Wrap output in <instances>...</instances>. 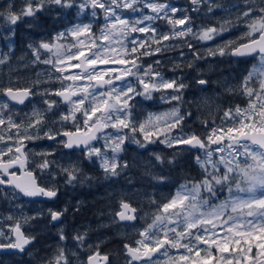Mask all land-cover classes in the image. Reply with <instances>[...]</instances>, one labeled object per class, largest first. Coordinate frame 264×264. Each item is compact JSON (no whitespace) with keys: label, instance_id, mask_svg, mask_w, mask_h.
<instances>
[{"label":"snow or ice","instance_id":"snow-or-ice-1","mask_svg":"<svg viewBox=\"0 0 264 264\" xmlns=\"http://www.w3.org/2000/svg\"><path fill=\"white\" fill-rule=\"evenodd\" d=\"M49 5H56L62 8H71L78 6L82 11H84L89 5L95 9L99 7L103 9L106 13V20L114 16L115 20L112 23L106 25L105 29L101 30V36L96 38L93 36L90 42H86L85 40H77V44L85 45V47L80 48L76 52H72L71 49L76 47L73 45H64V44H51L48 42H41L40 48L47 50L52 53L56 59H44L41 61L39 49L33 48V55L36 57L37 61H40L44 64H51L56 72H61L65 70L64 67H58L57 65H68L65 64V60H80L79 64L71 65V67L80 68L82 65L90 66L85 67L81 73H77L75 75L64 76L63 79L66 80H87L89 82L95 81L96 83L93 85L91 83L85 84L83 88L81 86L73 84L68 87H64L60 90H56L54 92H49L47 94H54L57 96H62L63 99L75 105L72 109V113L75 111H80L81 106L85 105V101H89L87 107L83 108L84 115L86 117L84 121L85 127L88 129V132L84 134L83 137L78 135L80 129L77 128V132L73 133L70 131H64L63 136L67 137L66 141H58L62 143L65 148L71 149L73 147H80L81 144L84 145V151L87 153L88 158H91L92 155H96L101 159V168L105 171V173L116 176L119 175L117 171L118 165L115 162L116 156L115 153L122 151V145L125 143V135H120L119 133L115 137L117 143H114L112 146V152L114 153L111 159L102 156L101 150L94 146L90 145V141L96 140L97 137L96 132L101 131L106 127L112 128H131L132 132L136 131V127L129 122V117L131 115L132 101L136 96H144L145 99H151V92L159 90L161 88L164 89H173L174 92L179 93L181 89L185 88L186 85L182 82H177L176 80H164L160 77V73L152 72V66L149 65L147 69L144 71V76H152L153 81H147L140 75L141 65L137 62L140 56L144 55H152L154 52L144 51L138 53V48H144V41H137L136 39H132L131 49L127 47L125 44V40L128 39L130 33L141 32L146 33L150 30L149 27H137L136 25L142 24L144 21H151L155 19H167L170 24L174 25H184L185 21L188 17H181L179 19H171L168 17L169 11L175 13L177 8L166 5V4H157L151 3L149 0H111L113 5L120 8H129L132 12H140L141 9L136 7V5L143 3L145 8L151 10V12L155 13V16L152 15H142V18H138L134 21H129L127 19L122 18L119 14L115 12V10L111 7H106L104 0H84L83 3L76 5L75 0H46ZM203 0H191L193 5H199ZM45 0H39V3L33 6L30 2L27 4L22 10V13H15L9 9L8 12V20L12 25H15L17 21L20 19L21 15L27 17H33L35 12L41 11L44 7ZM198 10L197 8L193 9ZM254 9L246 10L243 15L245 18H251ZM260 17L259 20L249 25L250 31L246 33V37L248 38L247 43H243L238 45L237 47L231 49V54L234 56H243L251 53H258L259 59L261 62V66L264 67V6L259 8ZM162 13V15H161ZM94 16L95 12L92 13ZM119 25L120 27H117ZM11 30V29H10ZM154 33L153 42L159 44L160 39H158L155 35L156 30L151 29ZM92 32V28L90 24H77L75 27L67 30L66 33H59L55 37L57 41L64 38L66 35H71L74 39L81 36H89ZM259 32L258 38L254 35V33ZM186 33H191L196 36L199 40L207 41L213 39V36L219 34L217 29L215 28H207L202 31L200 34L192 33V29L184 28L179 32H174L172 36H184ZM113 37H123V39H113ZM171 38L170 35H163V40H169ZM97 39L101 41V43H97ZM104 41H108L107 44H104ZM231 43V42H230ZM113 44L118 45L119 47H113ZM31 47V45H30ZM161 48L157 47L155 52H160ZM220 55H227L228 52L225 48L218 49ZM87 53V54H86ZM107 53H116L115 59L106 58ZM138 53V54H137ZM211 54H215V51H211ZM83 57V60H81ZM199 58V57H197ZM7 56L0 58V64H3ZM106 64V63H116L121 65H131V67H125L123 70L118 69H102L97 70V64ZM158 64L159 61H156ZM135 69V71H133ZM119 71L120 74L116 75L114 78L111 76V73ZM264 74V73H262ZM253 73H249L244 80V90L245 92L251 96L253 94V90L248 88V82L251 79ZM125 76H137L139 84L143 88V92L139 91L135 86L131 83H122L119 87L114 84V80H123ZM107 77V78H105ZM157 77H160L158 80ZM200 85H204L207 83L206 80L200 79L198 80ZM108 87L105 88L104 86ZM91 89V90H90ZM97 89H104L103 91H98ZM260 89L264 92V80L260 81ZM3 91L11 100L16 101L20 104H23L25 99L34 93L31 92L30 89H23L14 91L12 88L0 89ZM83 93V97L79 100L73 101L71 99L72 96H76L80 93ZM165 99L171 100H181L180 95H171L170 97H165ZM44 103L48 105L49 110L56 104V101H49L47 99L44 100ZM8 105L6 103H0V111L3 109H7ZM101 113L100 116L96 117L93 120V117L96 116V113ZM236 112L240 114L242 119L233 120V125L228 127L225 131L223 128L213 127L211 129V134L207 137L208 144H222V141L227 138L229 140L228 144V157L221 156L220 162L224 164L226 171L222 175H217L216 171L212 173H208L205 178L197 184H194L190 191H186V186H181V189L177 191L175 197H173L168 203H164L160 211L163 213H169L170 209H175L177 206H180L182 209L179 212H173L171 215H156L152 224L148 225V228L140 232V236L143 237V240L138 241L141 245H143L145 252L143 254L139 253V249H133L125 244V248L128 250L130 254H132L133 260L141 259L143 256H146V264H159L158 259L153 260L152 253L161 252L162 249H165L161 252L162 255L167 256L168 253L166 251V246H170L172 248H185L189 252L192 251L194 247L191 243V237L195 235V239L200 243H205L204 236L208 234V229L205 228L204 233H196L192 232V229H197L198 226L210 224L212 228L215 229L217 223L223 225H227V231L233 232L235 230V234L243 239L244 243H249L252 236L257 234V232L261 235H264V123H258L253 120L251 124L247 122L250 119V116H245L240 108L236 109ZM69 114H64L62 119L67 120L70 118ZM113 113H116L115 118L113 117ZM119 113H124L123 116L119 115ZM172 116H175L176 119L170 121L168 124L169 128L176 127L180 121L184 119L183 116L179 115V109H173L171 112ZM33 116H35V120H30L28 127L36 128L37 135L32 136L31 133L26 131V134L21 139H39L40 138V129L37 127L41 125L43 120V113L34 111ZM225 117L232 118V111L229 109L224 113ZM259 117L261 121H264V108H262L259 112ZM91 121V123H89ZM5 121L3 118H0V124H4ZM9 125L11 127L19 128L20 125L14 124L11 119H9ZM236 125H239L237 127ZM95 130V131H93ZM140 130L144 131V125H140ZM90 133V134H89ZM44 136H46L49 140H55L57 135L60 133H53L51 130L44 132ZM152 135V132L149 131L145 135V140L148 142H154L149 140V136ZM112 137H107L106 140H110ZM137 144H140L141 147H144V144H141L140 141H135ZM164 143L168 147H172L174 144H184L189 145L192 148L199 147L200 149H207L208 144L204 143V140L200 137H197L195 134L184 136H172L167 137L164 140L160 141ZM235 146V151L233 148ZM11 151V149H9ZM17 152H20V148H16ZM216 151L223 153L225 151L224 147H218ZM213 156V152L211 150H207V157L211 160ZM242 158V159H241ZM155 159L158 162L163 163L162 157L160 155H156ZM249 160L251 163H249ZM15 163V160H10L7 164H0V168L3 169V175L9 177V179L5 180L3 177H0V185H14L19 192L25 197H47L49 199H53L57 197V190L53 188H45L39 186L35 179H32L29 184L22 185L18 182H14L12 177L15 176V173H11L8 171L10 167ZM172 163V161H169ZM197 163L201 165V167H205L207 162H201L200 157H197ZM50 162L45 160L42 164L39 165L41 168L49 167ZM23 163H21L20 167L23 168ZM127 167V165H125ZM213 169H217V165L215 162H212ZM62 171L66 175V182L71 184L74 180L77 179L76 172L77 169L75 167L71 168H62ZM29 177H31V172L27 173ZM235 185V192L233 190L232 184ZM228 184L229 188V199L224 203L212 207L207 211L202 210V208L207 204V200H200V192L201 190L207 191L210 194L215 195L214 185H225ZM185 201H190L189 204H185ZM121 207L124 210L135 213L136 209L130 208L128 203L122 202ZM231 210V213L236 215H227V219H222L228 210ZM254 209H260L259 213H256ZM247 210V211H245ZM68 209L65 208L64 211L49 209V214L51 216V221L56 222L61 219L64 215V212H67ZM119 219L121 221H132L136 219L135 215H128L125 211H121L117 213ZM251 218V219H248ZM12 219V217H9ZM171 225V226H169ZM155 229L156 231H153ZM13 232L16 234V242L13 243L11 240L7 244L0 243V248H8V249H17L20 252L25 251V245L31 242V237L26 238L22 232L20 231V227L17 224L15 227L11 228ZM157 233H163V235H158ZM172 233L174 235H169ZM3 235V233H0ZM216 233L213 231V236ZM66 237L61 230L60 239L64 240ZM188 238V243H183L182 241ZM75 239L83 243L84 237L77 235ZM152 241V243L146 244L144 241ZM215 242V241H213ZM223 243L225 247L221 248L217 245L219 251L224 252L228 251L227 245L229 243H235L236 245H241V240L232 241L231 238H224ZM259 247L264 249V244H260ZM244 253L246 258L247 253L252 251L251 245L245 250L242 248L237 249ZM212 257L209 255L205 264H208V260ZM107 259V257H105ZM180 260H187L188 257L184 255H180ZM227 264H233L231 259L225 258ZM61 261H64V264H70L65 257L63 250L59 251V254L56 257L55 264H60ZM93 257H88V264H92ZM236 264H242L241 260L238 259Z\"/></svg>","mask_w":264,"mask_h":264},{"label":"flooded vegetation","instance_id":"flooded-vegetation-1","mask_svg":"<svg viewBox=\"0 0 264 264\" xmlns=\"http://www.w3.org/2000/svg\"><path fill=\"white\" fill-rule=\"evenodd\" d=\"M177 1L178 0L171 1V5L177 9H184V14L188 17V22L185 23L183 28L190 27L192 32L197 34V32H202L210 25H218L213 19L209 18V15H207V0H203V2L197 6H193L191 0ZM30 2L35 7V5L39 3V0H30ZM83 2L84 0H75L76 5ZM28 3L29 0H0V58L5 55L7 56L5 62L0 64V89L12 88L14 91L30 89L31 92L34 93L26 98L23 104H20L11 100L3 91H0V103H6L8 105L7 109L0 111V118H3L5 121L4 124H0V147L4 146V143L6 145L10 143L16 145L15 147L10 145L7 150L0 151V164H7L10 160H15V163L8 169V171L15 173V176H19L22 172L17 166L19 159L24 163L23 172L26 174L31 172V178L33 177L32 179H35L39 186L45 188L54 187L57 190V197L53 199L47 197L25 199L14 188L0 185V192H6L8 195H16L19 197V200L26 205V216L20 219V222L23 223V228H20V231L26 238H32L31 242L25 246L24 252H20L19 250L12 252L8 250L0 251V264H55L56 257L60 250H63L65 257L70 261V264H88L89 256L97 257L99 263L102 262V258L107 257V264H113L110 250L103 253L101 251H98L97 253L93 249L86 250V245L91 243L94 244V237L97 231L96 216L91 218L89 216L86 217L87 215L85 213V215L78 214L81 206L79 207V205L76 204V180L69 184L66 182V178L62 177L61 174L63 166L60 162L65 161V159L70 160V165L76 168V158L81 155V152L76 151L75 149L68 150L58 141L67 140V137L62 134L64 131L76 133L77 128H79V135H84L88 132L85 125L81 126L82 121L84 122L86 119L83 109L72 113L70 103L65 102L57 95L47 94L68 87L71 84L66 79H60L61 75L57 74L55 68L51 64H44L36 60V57L32 55L34 40L31 35L23 40L22 43H16L14 36V31L19 24H22L26 30L30 31L34 28L49 31H62L68 28H73L77 24H90L92 31H100L101 29L106 28V25L109 24L111 20L109 18L106 20L105 11L99 7L93 9L89 5V7L81 12L78 6L62 8L54 4L49 5L45 0L43 9L35 12L33 17H28L27 22H23L24 20L20 17L21 20L19 22L17 21L15 25H12L7 18L9 9L11 8L15 13H22V9L27 7ZM104 3L106 7L111 5L110 0H104ZM194 8H197L198 10L194 11ZM90 12H95L97 18L90 19L88 17ZM125 13L128 14V12ZM193 15L196 18H194ZM168 16L171 19H176L177 17H183V14L181 12L177 16L176 11L173 14L169 13ZM232 23L234 24V21ZM162 24L166 25V27H162ZM153 25L158 28V31L167 28V30L170 31L171 38L168 41L159 44L145 43L144 48H138V53L144 51L154 52L152 55L139 57L137 62L141 65L140 75L145 79V76L143 75L144 71L149 65H151L152 72H159L160 77L164 80H176L177 82L184 83L186 87L176 94L173 89L170 90L172 94L181 96V100L179 101L165 98L163 100L162 98L163 101L161 100L162 102H159L155 98L159 94V92L156 91L151 92V99H145L142 95L137 96L138 106L141 110L147 108L154 111L162 107L167 108L170 107V104L173 101V105L175 104L174 106L176 109L182 108L185 112V120L188 122L190 121L189 116L192 114L191 106L193 103L191 104V97L193 96L196 87L213 89L214 87H212V84L208 82V80L213 77L219 79L222 78L224 80V82H221V85L226 86L218 87L217 89L222 92L223 103L224 105H227L236 91L234 81L239 79L240 75L245 73L248 67H250L259 57V55L252 58H233L231 56V49L245 42L230 45L226 48L229 49V51H227L229 52L228 55H220L218 49H209V46L213 47L217 43H206L202 40L198 41V38L193 40L188 34H185L179 39L172 36L171 34L178 29L177 25L165 21H157L153 23ZM230 25L232 26V24ZM1 28H3L2 31L4 32L10 31L11 28L13 29V32L11 33L13 35L9 38L10 41L7 42L5 38L6 35L3 33L1 34ZM11 34H9V36ZM38 41L40 43L42 41L48 42V38L46 35H42ZM157 47L161 48L160 52H155ZM210 50L215 51V54H211ZM40 51L47 54L50 53L42 48H40ZM47 57L48 56L46 55H40L41 61ZM108 57L110 59H115L116 53H110ZM156 61H159V63L157 64ZM73 62L74 64H79L80 60H73ZM208 63L213 64V66L210 68ZM110 64H112V66L98 68L97 70L113 68L123 70L125 67H131L130 65L125 66L116 63ZM80 69L81 68H77V71L76 67H74L70 73H81L82 71ZM119 74L120 72L117 71L111 73V76L114 78ZM160 77L157 78L159 79ZM127 78L128 76H125L123 80H118L114 84L116 86L121 85L126 82ZM200 79L206 80L207 83L200 85L198 83V80ZM147 80H150L149 76L147 77ZM95 83L96 82L94 81V84ZM76 85H78L77 82ZM97 90L103 91L104 89ZM143 91L142 88L141 92ZM224 91L228 93H224ZM82 97L83 95L78 94L72 96L71 99L76 101ZM45 99L56 101L57 103L49 110L48 105L44 103ZM160 103H162V105ZM88 104L89 101H85L84 106L87 107ZM34 111L43 113L44 122L37 126L40 129V138L35 139L33 142V139L21 138L26 134V131L32 135H37L36 128L28 127L30 120H35L36 118L33 116ZM69 113H72L69 119H62L64 114ZM100 115L101 113L97 112L96 116L93 117V120ZM9 119H11L14 124L20 125V127L12 128L9 125ZM89 123H91V121H89ZM49 130L53 133H60V135H57L55 140H49L43 134ZM106 133H108V127L102 129V132L98 134L97 137L100 138ZM99 138L96 140V144L98 143ZM33 145L42 146V153L36 154V158L41 161V164L45 160L49 161V167L41 168L35 165L34 157L31 156ZM137 146L138 145L132 147L127 145V150L132 147V151L138 152L140 155L146 153L143 149L139 150L140 147ZM17 147L20 148V152L16 151ZM9 149H11V151H9ZM129 155L130 154H128V156ZM0 177H3L5 180L9 179V177L3 175L2 168H0ZM93 180V178L89 179L90 182H93ZM65 193L67 194L65 195ZM119 204L115 211H118ZM132 205L138 209V221L136 224H139V215L142 213V210L139 208V205ZM65 208H67L68 211L64 212V215L59 221H51L49 209L63 212ZM3 216L0 204V223L1 217ZM106 218H109L108 220L111 219L108 215L101 216L99 217L98 222L105 220ZM115 220L117 222L115 228L117 227L121 232L130 228L129 225L120 223L117 220L116 215ZM109 229L112 230V227H109ZM61 230L66 237L64 240L60 239ZM5 234H7L8 237L2 238L0 235V243L7 244L9 240L13 243L16 242L15 232H6ZM77 235L84 237L83 243H80L75 239ZM60 264H64V261H61Z\"/></svg>","mask_w":264,"mask_h":264},{"label":"rangeland","instance_id":"rangeland-1","mask_svg":"<svg viewBox=\"0 0 264 264\" xmlns=\"http://www.w3.org/2000/svg\"><path fill=\"white\" fill-rule=\"evenodd\" d=\"M171 1L174 0H149L151 3H157V4H166L171 5ZM111 2V0H110ZM179 2V0L177 1ZM206 4H208V14L209 18L213 19L216 24L218 25H210L208 28H215L217 29L219 34H216L213 36V39L205 41L206 43H217L213 47L209 46L210 48L214 49H220L225 48L226 51H229V49H226L230 45H233L234 43H242L248 41V38L246 37V33L250 31L249 25L253 24L254 22L259 20L260 12L257 8H251L254 9L251 18H245L242 12V8L240 6H236V4H233L232 0H217L212 2V0H207ZM193 5V4H192ZM172 6V5H171ZM197 6V5H193ZM115 10L117 14H119L122 18L127 19L129 21H134L138 18H142V15H152L155 16L156 14L151 12L150 9L145 8L143 3H140L136 5V7L140 8V12H132L129 8H123V7H116V5L109 6ZM255 7V6H253ZM257 9V10H256ZM23 10V9H22ZM125 12H128L126 14ZM183 14V17H186L184 14V9H177V16L179 13ZM93 13V12H92ZM91 12L89 13L88 17L90 19H96L97 15H93ZM169 13L173 14L171 11ZM168 13V15H169ZM162 15V13H161ZM105 17V16H104ZM169 17V16H168ZM21 18L24 20L23 22H27L28 17L21 15ZM170 18V17H169ZM111 20L109 23L114 22L115 17L111 16L109 17ZM176 19H179L177 17ZM21 19L18 20V22ZM157 21H165L168 22L167 19H155L151 21H144L142 24L136 25L137 27H149L150 30L146 33L141 32H135L130 33L128 36V39L125 40V44L131 49V43L130 41L134 38L138 42L144 41L145 43H154L153 42V35L154 33L151 31V29H155V35L158 39H160V43H163L168 40H163L162 37L165 34L170 35V31L167 30V28H164L163 30L160 29L158 31L157 27H154L153 23ZM234 21V24L232 23ZM188 22V19L185 21V23ZM232 24V26L230 25ZM108 25V24H107ZM142 25V26H141ZM166 25L162 24V27ZM184 25H177L178 29L176 32H179L183 28ZM218 26V27H216ZM117 27H120L117 25ZM180 28V29H179ZM3 28H1V34L3 33L6 35V41H10L9 38L12 37L13 29L11 28L10 31L4 32L2 31ZM34 42L32 46V55H33V48L39 49L40 55H46L48 56L46 59H52L55 60L56 57L52 53H43L40 51V40L43 33L40 31V29L34 28ZM70 29V28H68ZM51 30L49 33L44 34L48 38V43L51 44H64V45H73L75 44L76 47L72 48V52L78 51L80 48L85 47V45L77 44V40H85L86 42H90L91 39L94 37L99 38L101 36V30L100 31H92L91 34L87 37L81 36L76 39H74L71 35H66L61 40L57 41L55 37L59 33H66L67 30ZM105 29V28H104ZM48 31V30H46ZM174 33V32H173ZM195 33V32H192ZM202 32H197V34H200ZM9 34H11L9 36ZM190 35V37L193 38V40H196L197 38L191 34L186 33ZM196 34V33H195ZM259 32L254 33V35L257 37ZM176 38H181V36H175ZM123 39V37H113V39ZM199 41V39H198ZM231 42V43H230ZM97 43H101L99 39H97ZM104 44H107L108 41H104ZM199 43V42H198ZM113 47L118 48L119 46L116 44H113ZM229 53V52H228ZM110 53L105 54L106 58H109L108 55ZM228 55V54H227ZM65 64L68 65L65 67V65H57L58 67H64L65 70L63 73L57 72V74L61 75L60 79H63L64 76L69 75H75V73H70L74 67H71V65H75L73 60L67 61L65 60ZM77 64V63H76ZM131 66V65H130ZM208 66L211 68L213 64L208 63ZM77 70V68H76ZM67 71V72H66ZM78 71V70H77ZM135 71V69H133ZM249 73H253L251 79L248 82L247 87L251 88L253 90V94L249 96L245 90H244V80L245 77L249 75ZM264 67L261 66V62L259 57L253 62V64L248 67L245 73L240 75V78L234 81L235 83V89L234 96L229 100V103L227 105H224L223 98H222V92L219 91L218 87H224L226 85H221V82H224L222 78H212L208 80L210 84H212L213 89H202L199 87H196L195 92L193 96L191 97V109L192 114H190V121L186 122L185 120V112L181 109H179V115L183 116L184 119L180 121V123L174 127L169 128L168 124L170 121H173L176 119L175 116L171 115L172 110L176 107L173 105V100L170 104V107L167 108H160L158 110H141L138 106V100L137 96L130 101V104H132L131 108V115L129 117V122L136 127V131L132 132L131 128H112L108 127V133L102 135L99 138V141L97 144L92 145L96 148H99L101 150V154L104 157H107L111 159L114 155L112 152V146L114 143H117L118 141L115 140V137L119 133L120 135H125V143L121 146L122 151L115 153L116 156V163L118 165L117 171L119 172V175L113 176L110 174L105 173V171L101 168V159L97 157L95 154L92 155L91 158H88L87 153L83 150L81 152V155L76 158V204L81 206L83 203V196H82V187L89 190V179H92L94 176L97 178H100V183L102 185V190L99 189V191H104L108 188V186L113 187L112 189H115L116 186L122 187L121 179L125 184H128V172L131 171V169L136 170H142L145 168L144 163H149L148 159H143L144 157L150 158L151 156L160 155L161 152L164 150H173V152L178 153H185L187 155L192 156V159L196 165L199 166V168L203 171L204 175L201 177L199 182H183L181 183L177 188H173L172 191L169 192H162L161 188L158 191V194H156V198H153L150 202L146 200V197H138L129 195L128 192L117 190V199L118 197L120 199H123V197H128V199L132 200L133 202H136L137 205H139V208H141L142 213L139 215V224L130 226L127 230L121 232L120 229L115 228L116 220H115V211L111 210V199L106 198H112L111 195L105 196L106 199V209L103 215L110 217L111 219L108 220L107 218L105 220H102L100 222H96V235L94 237V244L86 245L87 249H93L95 252L98 253V251L106 252L108 250L111 251L112 255V261L113 264H146L145 262L140 263H134L132 262L128 257H125L123 254V246L125 244H128L136 249H139V251L143 254L145 252V249L143 245L138 243V241L143 240V237L140 236V232L148 228V225L152 224L156 215H171L173 212H179L182 209L180 206H177L175 209H170L169 213H163L160 211L161 206L164 203H168L173 197L176 196L177 191L181 189V186H186V191H190L194 184L200 183L205 176L208 173H212L213 171H216V174L222 175L224 171H226L224 164L220 162L221 156L228 157V144L229 140L225 138L222 141V144H208L207 137L211 134V129L213 127L217 128H223L225 131L228 127L233 125V120H240L244 117H242L240 114L236 112L237 108H240L242 112L245 114V116H250V119L247 120L249 124L252 123L253 120L257 121L258 123H264V121L260 120L259 112L262 108H264V92L260 89V81L264 80ZM144 75V74H143ZM142 76V75H141ZM148 76H145V80H147ZM150 80L147 81H153V77L149 76ZM56 79V78H55ZM158 80V78H156ZM71 85L77 84L83 88L85 84H93L94 81H87L84 79L73 81V80H67ZM124 83H131L133 86H135L139 91H142V86L139 84L137 76H128L126 82ZM118 85L117 87H119ZM91 90V89H90ZM172 89H164L161 88L159 90H156V92H159L158 96H156V100L159 102L164 100L166 96L175 95L170 92ZM161 91V92H160ZM224 93H228L224 91ZM83 95V93H80ZM160 98V100H159ZM162 100V101H163ZM161 101V102H162ZM162 105V103H160ZM71 109L74 108V105L71 104ZM86 106H81V109H83ZM231 109L232 111V118L225 117L224 113L225 111H228ZM116 113H113V117L115 118ZM119 115L123 116L124 113H119ZM144 125V131L142 132L140 130V125ZM81 126H84V122L82 121ZM239 127V125H236ZM14 128V127H12ZM151 131L152 135L149 136L150 141L154 142H148L145 140V135ZM195 134L197 137H200L204 140L205 144H208L207 149H200L198 152H194L192 150H188L184 148V144H174L172 147L166 146L164 143H161V140H164L167 137L172 136H178V135H184L189 136ZM32 135V134H31ZM35 136V135H32ZM107 137H112L110 140H106ZM140 141L141 144H144V147H141L140 144H137L135 141ZM35 139H33V142ZM10 145H13V143L5 144L4 146L0 147L1 150H7ZM128 146H136L138 145L140 147L139 150H145L146 153L140 155L137 153H134L135 159H133L131 165H128L127 159H129L128 154L131 153L132 147L127 150ZM6 146V147H5ZM14 147L16 145H13ZM137 146V147H138ZM223 146L225 151L223 153L216 151L218 147ZM42 146L41 145H33L32 147V153L31 156L34 157V163L35 165L39 166L41 164V161L36 158V154L42 153L41 151ZM207 150H211L213 152V156L211 160L207 157ZM233 151H235V146L233 148ZM2 156V155H1ZM197 157H200L201 162H207L205 164V167H201L200 164L197 163ZM242 159V158H241ZM212 162H215L217 165V169H213ZM71 161L66 160L63 162H60V164L63 166V168H71L70 165ZM249 163L251 161L249 160ZM79 164V165H78ZM127 165V167H125ZM62 177L66 178L65 173L61 172ZM99 175V176H97ZM81 183V184H80ZM124 185V184H123ZM233 190L235 192V185L232 184ZM105 188V189H104ZM229 185L225 184L223 186L221 185H214V191L215 195L208 193L207 191L201 190L200 192V200H207V204L202 208V210L207 211L212 207H216L225 201L229 199V191H228ZM221 191V192H219ZM67 193H65L66 195ZM101 194V200L104 201V195ZM129 195V196H128ZM69 196V195H68ZM128 201V200H127ZM120 202H126L124 200H120ZM129 203H132L128 201ZM186 205L190 203V201L184 202ZM0 204H1V212L3 213V217H1V223H0V233H3L1 237H8L6 232L12 233L13 231L11 228L15 227L17 224L20 228H23V223L20 222V219L24 218L26 216L25 210L26 205L19 200V197L16 195H8L6 192H0ZM149 204V205H148ZM148 205V206H147ZM247 211V210H245ZM256 213H259L261 211L260 209H254ZM94 211L90 210V212H85L87 215L86 217H93ZM84 214V215H85ZM28 215V214H27ZM83 215V214H82ZM96 220L99 219L102 215L100 213H97ZM227 215H236L231 213V210L229 209L226 215L222 219H227ZM9 217H12V219H9ZM251 219V218H248ZM171 226V225H169ZM109 227H112V230L109 229ZM227 225H221L217 223V226L215 229L212 228V225L206 224L198 226L197 229H192V232L194 234L200 233L203 234L205 228L208 229V234L204 236L205 243H200L195 239V235L191 237V243L194 246L192 248V251L189 252L185 248H172L170 246H166V251L168 253L167 256L162 255L161 252H163L165 249H162L161 252H157L155 256H153V260L159 261V264H205L206 258L211 255V259L208 260V264H227L225 258L231 259L233 264H236V261L238 259L241 260L242 264H264V249H261L259 247L260 244H264V235H261L257 232V234L253 235L249 243H244L243 239L235 234V230L233 232L227 231ZM153 231H156L153 229ZM213 231L216 233L215 236H213ZM158 235H163V233H157ZM169 235H174L172 233H169ZM113 238V239H112ZM224 238H231L232 241L235 240H241V245H236L235 243H229L227 245L228 251L221 252L218 250L217 245H219L221 248L225 247L223 243ZM114 241H121V243H116ZM215 241V242H213ZM183 243H188V238H185ZM146 244H151L152 241H144ZM249 244L251 245L252 251L247 253L246 258L244 256V253L241 251H238L237 249L242 246L243 249H247L249 247ZM122 250V251H121ZM100 253V252H99ZM180 255H184L188 257L187 260H180Z\"/></svg>","mask_w":264,"mask_h":264},{"label":"trees","instance_id":"trees-1","mask_svg":"<svg viewBox=\"0 0 264 264\" xmlns=\"http://www.w3.org/2000/svg\"><path fill=\"white\" fill-rule=\"evenodd\" d=\"M232 1L233 4H236V6H240L243 12L251 8H257L259 10L261 6H264V0ZM193 17L196 18L194 15ZM40 31H42L41 33H43V35L49 33V30L46 31L45 29H40ZM34 33L35 29L31 31L26 30L22 24H19L14 31L16 43H22L23 40L27 39L30 35L32 36V38H34ZM173 150L174 149L164 150L163 152H161L160 156L162 157L163 163L158 162L155 157L147 158L143 156V159H148L149 163H144L145 168H143L142 170L131 169V171L127 174L129 181L128 184H125L121 179V188L116 186L115 189H112L113 187L108 186L107 189L104 188L105 192H100L99 189L102 190V185L98 183V181H100V178H96L94 176L93 182H88V185L91 186L89 190L82 187L81 193L83 196V203L81 204L78 214L82 215L86 211L90 212V210H93L95 212L94 215L96 216V218L98 216L97 213L105 216L103 214L106 209V199H111V210L114 211L117 209V205L120 200H128L133 204H136V202H133L125 196L123 197V199H120L119 197L117 199V190H120L121 192H128L129 195L133 196L146 197V200L150 202L151 200H153V198H156V194H158V191L160 190L159 188H161L162 192H169L172 191L173 188L178 187L183 182H199L204 173L199 168V166L194 163L190 153L189 155L185 153H175L173 152ZM134 153L138 154V152L135 151L129 153V159H127L128 165H131L133 159H135V156L133 155ZM169 161H172V163H169ZM101 194L104 195H102L104 199L107 194L109 196L111 195L112 198H106L104 201H102L100 196ZM114 242L121 243V241Z\"/></svg>","mask_w":264,"mask_h":264},{"label":"water","instance_id":"water-1","mask_svg":"<svg viewBox=\"0 0 264 264\" xmlns=\"http://www.w3.org/2000/svg\"><path fill=\"white\" fill-rule=\"evenodd\" d=\"M258 38V37H257ZM47 51V50H46ZM256 55H258V53H251V54H246V55H243V56H234V55H232L231 54V56L233 57V58H252V57H254V56H256ZM81 60H83V57H81ZM81 62V61H80ZM108 66H112V64H110V63H106V64H97L96 65V68L98 69V68H102V67H108ZM85 67H90V66H86V65H82L80 68V70L81 71H83V69L85 68ZM118 80H114V83L115 82H117ZM105 88H107L108 86L107 85H105L104 86ZM62 100H64L63 99V97L62 96H59ZM65 101V100H64ZM66 102V101H65ZM93 131H95V130H93ZM102 132V130L101 131H99V132H96V135H98V134H100ZM79 135V134H78ZM81 137H83L84 135H80ZM97 140V139H96ZM96 140H93V141H90V145L91 144H94V143H96ZM184 147L185 148H187V149H189V150H193V151H199L200 150V148L199 147H196V148H192V147H190L189 145H184ZM68 149V148H67ZM71 149H75L76 151H82V150H84V145L83 144H81V146L80 147H73V148H71ZM71 149H68V150H71ZM21 163H23V162H21L19 159H18V162H17V166L21 169V174L19 175V176H13L12 177V180L14 181V182H18V183H20V184H22V185H25V184H29L30 183V181L32 180V178L31 177H29L28 176V174H26L25 172H23V168H21L20 167V164ZM24 164V163H23ZM6 187H8V188H10V187H12V188H14L23 198H25V199H35L36 197H25V196H23L20 192H19V190L18 189H16L15 187H14V185H5ZM124 203H127V202H124ZM122 204V203H121ZM121 204H120V207H119V212H121V211H125L126 212V214H128V215H135V217H136V214H137V210L135 211V213H132V212H130V211H127V210H124L122 207H121ZM129 204V203H128ZM130 205V204H129ZM130 208H134L132 205H130ZM135 209V208H134ZM118 212V213H119ZM116 217H117V220L120 222V223H122V224H128V225H133V224H135L136 222H137V218L136 219H134V220H132V221H121L120 219H119V216L116 214ZM15 239H16V234H15ZM26 246V245H25ZM24 246V247H25ZM130 247V246H129ZM132 248V247H131ZM134 249V248H133ZM3 250H8V251H10V252H12V251H15V250H17V249H8V248H1L0 249V251H3ZM125 255L128 257V258H130V260L132 261V262H134V263H138V262H143V261H146V259H147V257L146 256H143L141 259H138V260H133L132 259V254H130L129 252H128V250L125 248ZM140 253V252H139ZM156 253H152L151 255H152V257L155 255ZM92 264H107V260L105 259V258H102V262H100L99 263V261H98V258L97 257H93V262H92Z\"/></svg>","mask_w":264,"mask_h":264}]
</instances>
